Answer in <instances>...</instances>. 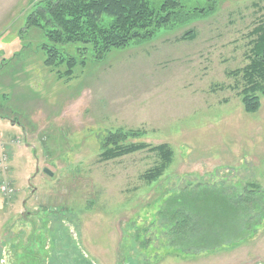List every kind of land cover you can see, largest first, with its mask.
I'll list each match as a JSON object with an SVG mask.
<instances>
[{
    "label": "rangeland",
    "instance_id": "obj_1",
    "mask_svg": "<svg viewBox=\"0 0 264 264\" xmlns=\"http://www.w3.org/2000/svg\"><path fill=\"white\" fill-rule=\"evenodd\" d=\"M37 2L0 0V185L15 191H0V264H264V95L245 112L231 74L248 62L264 0H181L187 16L98 61L89 44L63 43L79 61L69 80L28 25ZM118 128L170 145L171 166L148 183L157 151L100 160ZM182 195L231 202L214 249L186 254L174 240L160 210Z\"/></svg>",
    "mask_w": 264,
    "mask_h": 264
},
{
    "label": "trees",
    "instance_id": "obj_2",
    "mask_svg": "<svg viewBox=\"0 0 264 264\" xmlns=\"http://www.w3.org/2000/svg\"><path fill=\"white\" fill-rule=\"evenodd\" d=\"M28 14V25L45 31L50 44H43L46 51L44 63L49 67L66 64L64 71L57 70L58 77L67 80L74 77L77 58L66 55L60 45L80 42L89 44V60L105 58L112 48L128 47L132 42L154 37L156 30L175 24L190 11H184L181 0H164L159 9L149 0H38ZM203 10V9H201ZM204 11V10H203ZM105 15L112 21L105 24ZM249 41L248 62L236 69L232 75H241L244 86L241 90L245 112H256L261 107L264 95V22L253 30ZM185 33V37L189 36ZM88 46L81 48L86 54ZM82 58V64L87 63ZM15 122H17L15 120ZM146 135L138 129L118 128L109 133L102 142L100 160H110L139 150L150 149L160 155V163L145 172L146 181L157 180L171 166L174 149L168 144L152 146L142 141L129 142V138ZM231 202L216 206L206 200H189L182 195L173 196L165 202L160 216L170 224L174 240L182 251L195 254L199 250L209 251L218 246L222 231V219H232ZM220 224V225H218Z\"/></svg>",
    "mask_w": 264,
    "mask_h": 264
},
{
    "label": "built area",
    "instance_id": "obj_3",
    "mask_svg": "<svg viewBox=\"0 0 264 264\" xmlns=\"http://www.w3.org/2000/svg\"><path fill=\"white\" fill-rule=\"evenodd\" d=\"M10 161V156L6 153L3 154L2 157H0V164L3 165V167L7 170V165L4 163ZM0 191L2 193H5L7 195L14 193L15 191L13 190L11 183L8 181V179H4V181L0 185Z\"/></svg>",
    "mask_w": 264,
    "mask_h": 264
},
{
    "label": "water",
    "instance_id": "obj_4",
    "mask_svg": "<svg viewBox=\"0 0 264 264\" xmlns=\"http://www.w3.org/2000/svg\"><path fill=\"white\" fill-rule=\"evenodd\" d=\"M13 121H14V122H13ZM12 122H13V124H14V123H19V122H15V120H12ZM38 171H39V169H38ZM46 171H47L50 175H52V172H51L48 168L46 169Z\"/></svg>",
    "mask_w": 264,
    "mask_h": 264
}]
</instances>
